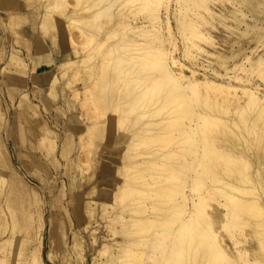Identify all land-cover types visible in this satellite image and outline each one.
Segmentation results:
<instances>
[{"label": "bare ground", "instance_id": "6f19581e", "mask_svg": "<svg viewBox=\"0 0 264 264\" xmlns=\"http://www.w3.org/2000/svg\"><path fill=\"white\" fill-rule=\"evenodd\" d=\"M169 1L73 0L68 10L66 7L68 8L69 5L65 7L67 3L65 0H50L46 4L42 1L44 3L41 9L48 11V16L44 15L46 17L50 18L49 12H53L51 5L54 4L55 10L60 12L59 15L62 14V18L68 24L71 20L85 18V22L81 23L80 20L78 23L81 25L80 29H75H78L83 37V44L87 45L96 40L93 46H98V50L103 43V45L107 44L108 41L105 39L110 40L116 36L112 29L122 26L123 30L129 29L132 33L131 36L130 32L127 34L130 36L128 38L126 36L127 39L124 37L123 40L121 37L123 41L117 39L118 42L117 40H114V43L109 42L107 48L104 51L101 49V52H95L98 51L97 47L90 44L93 51L86 48L88 54L85 52L80 55L79 51L86 46L83 45L82 48L74 50V57L78 60L75 61L70 53H66L59 63L60 67L69 68L73 65L76 67L77 62L82 61L79 64H83L87 56L94 54L97 61L102 64H93L94 66L84 75L91 76L88 77L90 79L94 76L97 80L92 82L90 88L84 83L85 91L75 90L72 95L75 98L80 94L85 97L87 91L92 89L91 101L96 109L100 107L97 109L100 113L117 103L119 109L121 108L119 111L121 116L119 117L120 114L117 113L119 117L117 121L121 124L124 118L129 123L128 131L123 137H119L115 134L116 119L112 117L102 119L99 113L101 120H98V115L96 118L94 115L93 119H96V121L92 119L94 124L91 127L84 125L85 129L81 134V136L87 135L93 141L94 156L100 157V149L105 138V143L109 141V145L116 146L117 154L120 155L115 158L118 160L117 174L121 176V181L115 183L104 180L111 191V195L108 194V197L112 198L110 204L117 208L119 206L113 199L120 198L122 201L121 210L116 211L110 219V221H119L121 229L117 232L121 233L122 242L115 244L116 253L111 250L112 244L102 246V251L107 252L106 260L102 262L104 264H264V87L257 84L253 78L251 80V76L255 75L264 84V20H261L264 16V0H226L232 8L226 6L221 8L229 12L237 30L235 32L228 30L229 26L224 25L229 34L225 35L227 37L222 42L229 45L230 49L227 55H221L218 61V65L223 68V76L228 79L223 81L222 79L225 78L223 77L221 82L206 75L200 76L194 70H190L188 75L183 72L182 63L174 55L178 47L172 37L169 19L165 17L163 22L158 15L159 5L164 3L165 7L162 6L167 12ZM206 1H174L176 9L172 15L176 29L182 32L180 39L185 44V50L194 48L198 51L201 48L195 39L200 41L209 39V35L202 33L193 19L186 18L191 5L200 7ZM128 3L131 5L134 3L136 8L131 10L132 8L128 7L131 11H128L129 9L124 11L126 9L124 6H128ZM40 5L41 1L37 7L34 6L35 9L31 4H25L21 9L27 13V17H31L33 12L41 11ZM123 12L129 14L125 13L126 16L123 18ZM27 17L25 20L28 19ZM18 18V12L10 14L12 22H17ZM87 18L90 20L87 21ZM225 19L228 18L224 17L221 20ZM163 23L166 35L160 32V25ZM223 24L221 23V26ZM241 25L243 28L240 27ZM29 26L32 30L31 24ZM165 42L169 43L172 50L164 46ZM234 44L237 49L233 48ZM253 44L254 48L251 49V53L254 51L251 55L253 57L248 54L247 56L244 45ZM260 46L263 48L262 53L257 52ZM239 54L249 62V68L234 64L237 60L233 66L228 65V60L236 59ZM128 61H133L135 64L137 62L139 65L136 64L137 67H134L133 63L129 62L132 66L128 63L129 68H125L122 63ZM79 64L77 67L81 66ZM38 66L37 64L36 68ZM107 66L115 73L109 75L106 72L101 77ZM236 69L247 74L246 78L242 77V74L230 75V71ZM151 71L155 73L149 75L148 72ZM72 72L74 71L70 73ZM215 74L222 76L217 72ZM127 76L132 81L128 80ZM123 78L132 83L131 90L129 83L127 84ZM119 79L125 81L124 88L126 84L129 91H126V94L122 91L124 95L117 92L119 96H113L111 90ZM229 80H235L237 84ZM56 81L57 79H54L53 83L51 82V94L54 98L57 97V90L54 89ZM212 126L217 128L214 130ZM50 130L46 129V133L50 134ZM82 137L79 141H82ZM68 147L69 145L63 146L62 152L64 153ZM108 154L115 153L110 150ZM98 157H94L96 164ZM72 163L74 167L75 164L78 165V161L76 163L73 160ZM106 173L108 174L107 171ZM106 173L104 172V175ZM93 186L96 185H91L84 191V199H87L84 206L89 213L88 219L89 217L91 219L92 215L95 216L94 221L99 225L98 219H103L101 212L109 202L106 198L107 194L101 199L96 196L93 198L96 193ZM89 197L93 198L91 200L96 204L95 209L90 208ZM210 201H214L216 205L210 204ZM227 230L228 240L223 234ZM91 234L95 239L97 238L96 229ZM73 237L74 245L81 255L80 243L76 236ZM228 241L231 242L230 245L226 244ZM78 253L76 252V255ZM28 254L27 264H42L39 245L33 247ZM3 262L0 259V264Z\"/></svg>", "mask_w": 264, "mask_h": 264}, {"label": "rangeland", "instance_id": "374dc122", "mask_svg": "<svg viewBox=\"0 0 264 264\" xmlns=\"http://www.w3.org/2000/svg\"><path fill=\"white\" fill-rule=\"evenodd\" d=\"M13 1L15 2V0ZM40 1L41 5L39 6V10L41 11H38L37 13L33 12L31 17H27L28 19L25 21L23 15L26 14L27 16V13L21 9L22 6L25 4H31L34 8L35 5L36 7L39 5ZM42 1L46 4L47 1L49 2L50 0L21 1L18 5L19 8L14 7V10L18 12V14L20 13L19 15H21L22 18H18V21L14 23L9 21L8 10L0 9V259L5 262L1 264H27L26 259L29 258L28 253H30V250H32L33 247L38 245L42 264H104L107 252L104 253L102 251V246L112 244L111 250L113 253H116L117 248L115 244L122 242V235L120 232H117V230L119 231V229H121L119 221H110L115 212L121 210L120 207L122 201L120 198L113 199L115 204H118L119 206L117 208L110 204L112 198L111 196L110 198L108 196L111 195V191L106 183V181H113L115 183L121 181V176L117 174L116 164V161L118 162L116 158L120 155L117 154L116 146L109 145V141L105 143V138L104 144L100 149V157H98L99 155L94 156L93 141H91L90 137H87V135H82V137L81 134L85 129L84 125H90L91 127L94 124L93 120L96 121L95 118L97 115L98 120H101L99 119L100 110H97L100 107L96 109V107H94L95 105L93 106L91 101L92 97H90V91H92V89L87 91L88 93H86L85 97L80 94L75 98L74 95H72L75 90L85 91V85L90 88L92 82L97 80L94 79V76H92L91 79L88 78L91 76L86 77L84 73H86V71L88 72L94 65H98L100 62L99 60L97 61L94 54H91L90 56H87V62L84 61L85 59L83 60V64H79L82 61L77 62L81 65L78 66L79 68L77 67L78 64H76L77 68L73 65V69L72 67L68 68L67 66H62V68L58 64L57 66H53L46 70L44 79H37V76L34 73L36 63L45 61L48 54L57 57V61L60 62L62 61L63 55L66 53H70L74 60H78V58L74 57V52L78 50L79 47L82 48L83 45H86L82 43L83 37L80 35L79 31H77L81 27V25L78 24L79 21L81 20L80 22L83 23L86 19L84 18V20L82 17L76 19V21L71 20L69 25L66 23V20L62 18V14L59 15L60 12L55 10L56 8L53 6L54 4L51 3L53 4L51 6L54 7V10L56 11L55 12L53 8L49 6L53 11L51 13L49 12L50 18L53 17L51 18V20L53 19L52 22L49 17H46L48 16V11L43 8L41 9V6L44 3ZM65 1H67L65 7L69 5L68 8L66 7L68 10L71 7L73 0ZM174 1L175 0H170L167 3V12H165L163 8L164 3L159 5L158 15L161 20L163 19V22L165 21V17H168L169 19L172 37L175 39L178 47L174 55H176L182 63L183 72L188 75L190 74V70H194L200 76L206 75L211 79H216L218 82H221L222 80L227 81L228 79L223 76V68L218 65V61H220L221 55H227V51L230 49L229 45H225V43L222 42L227 37L225 35L229 34L228 30L234 32L237 31L234 27L235 22H233L232 18L229 16V12L227 13L226 9V11L221 9L225 6L226 8H232L230 3L226 0H207L204 2L205 5L203 4L204 6L201 5L198 7L191 5V7H189L190 11H188L186 18L188 17L189 20L190 18L193 19L199 26V30L205 35H209V39H211L200 41V39L197 40L193 38L201 48L197 51L194 48L185 50V44L182 39H180L182 38V32L180 33V31L176 29V22L172 15L176 9V3ZM128 4V6H124L126 7V9L124 8V11L129 8H132L131 10L136 8L134 3L132 5L131 3ZM205 8L210 11H206ZM131 10L129 9L128 11ZM42 12L44 13L43 15ZM125 13L127 15L129 14V12H123L122 17L126 16ZM112 16L114 17L115 15ZM220 17L221 19L224 17L228 19L223 21ZM263 18L264 16L261 17V20H264ZM60 19H62V21ZM88 19L90 20V18H87V21H89ZM46 20L49 26L46 23ZM44 21L46 25L44 24ZM39 23H43L42 25L44 26L42 27ZM221 23H224L223 26H221ZM30 24L33 28L32 30L29 26ZM224 25L229 26L230 29L225 30L226 28ZM120 27L112 29L116 36L113 37V34L111 36L113 39H105L108 41H106V46L103 45V43L102 47L99 46L98 50V46L95 45L97 48L93 46V43L96 42L95 40L91 43H87L88 46H84L85 48H82V51H79L81 52L79 54H84L89 48L91 49H89L90 51H93V47L98 50L95 52H101L107 48V45H109L111 41L113 43L114 40L116 41L117 39L123 41V38H126L131 30H123L124 28L122 26ZM160 27L162 35H166L164 23L160 25ZM240 27L243 28V25ZM188 31H190V29ZM123 32L126 33L123 34ZM129 34L130 36L132 35L131 32ZM130 36L128 35L127 38ZM99 39L98 41L101 40ZM165 43L164 46L166 48L168 47V50H172L169 43ZM142 44L145 43L142 42ZM233 46L234 49H237L235 44ZM246 46L247 45H244L246 48L245 54L253 57L251 55L254 54V51L251 53V49L252 47L254 48V44ZM143 47L145 48V45H143ZM262 50L263 48L260 46L257 49V52L259 51L262 53ZM86 54H88V52H86ZM91 56H93L96 61ZM241 56L242 54L236 56L237 58L239 57L240 60L237 58H234L231 61L228 60V65H230V67L231 65L233 66V63L237 60L234 64L241 65L246 69L249 68V62L244 60V58H242L243 56ZM129 62L131 64L133 63L132 65H134V67L139 65V63L137 64L136 62V65L133 61L123 62L122 64L125 68H129V66H132ZM108 66L104 73L101 74V77H103L106 72L108 74L115 73L111 68H108ZM70 68L72 70H70ZM76 69L78 71H76ZM239 70L240 69L231 70L232 72L230 71V75L239 74V76H241L242 74V77L246 78L247 74L245 75L242 70H240L241 72H239ZM71 71L74 72L70 73ZM63 72H65V74L62 75L61 73ZM216 72L220 75L222 74V76H216ZM76 73L77 75L74 76ZM148 73L150 75L155 72L151 71ZM52 76L59 81L58 84L56 81L57 97L55 99L49 95L47 90ZM129 77L132 78L130 75ZM129 77L127 76V79ZM247 77H249V75ZM252 78L257 84L264 87L260 78L255 75L251 76V80ZM123 79L125 80V78ZM124 80L120 81L119 79L116 84L114 83L117 90H115L116 88L113 86V89L111 90L113 91L111 92L113 96H117L120 93L124 95L123 92L126 94L129 91V88H127L128 86L130 87V90L133 88V85L131 87L132 83H129L132 79H128L130 80L129 82L125 80L127 81V84L129 83L128 86L125 84V88ZM229 81H232L233 84H237L235 83L237 82L235 80ZM96 89L95 92L97 91ZM25 96L26 98H23ZM25 100L28 101L25 102ZM21 101L23 102L22 104ZM116 104H113L112 108L107 107L102 110L100 118L111 119L110 117H112L115 118L116 121L119 120V117L121 116L119 111H121V108L119 109L117 106L118 104ZM115 112L116 114H114ZM117 113L120 114L119 117ZM94 115L95 118L93 119ZM122 120L123 122L121 121V124L119 123L120 121H117V126L115 125V134L119 137H123L124 133H126L129 128L128 121H126V119L124 120V118ZM71 125L72 129L69 127ZM42 126L51 129V133H46V129L42 128ZM211 128L215 130L217 126H212ZM45 137H48L49 139ZM80 137H82V141H79ZM66 142L69 143V147L66 148L63 153L62 149L63 146L66 145ZM150 145L151 144L149 143L148 146ZM110 150L114 151L115 154H108V151L110 152ZM93 156L98 157L97 164L95 163L96 158ZM73 160L76 163L78 161V165L75 164V167L72 165L74 164L72 163ZM104 172L106 173L105 175ZM91 174L93 175L90 178ZM94 184L96 186H93V189L96 193L92 197L94 198L96 196L101 199L107 194L106 198L109 202L105 206V209H103L104 211L101 212L103 213V219H98L99 225H96L94 221L95 216L92 215L91 219L90 217L88 219L89 213L84 206V202L87 200L84 199V191ZM92 197H89V199L91 200ZM90 203V208L93 207L95 209L96 204L94 201L91 200ZM210 204L214 205L215 202L210 201ZM84 226H86V228ZM112 228L114 229L112 230ZM94 229H96L98 234L96 239L94 235L91 234ZM114 230L117 233H115ZM223 234L226 240H228V230L227 232L224 231ZM73 236H76L80 243L79 248H82L80 251L81 255L78 253L79 249L74 245L75 241ZM37 241H39V243ZM226 244L230 245L231 242L228 241ZM1 247L3 249H1ZM99 250L101 251L99 252ZM76 252L78 255H76ZM47 254L49 256H46Z\"/></svg>", "mask_w": 264, "mask_h": 264}, {"label": "crops", "instance_id": "0c3cea01", "mask_svg": "<svg viewBox=\"0 0 264 264\" xmlns=\"http://www.w3.org/2000/svg\"><path fill=\"white\" fill-rule=\"evenodd\" d=\"M24 2V0H17V2H16V0H15V2L13 1V0H0V9H6V10H8V18H9V21L11 22V23H14V22H12L11 20H10V14L11 13H13V12H15V10H14V7H17V8H19L18 7V5H19V3L20 2ZM13 11V12H12ZM19 15V14H18ZM22 18V16L21 15H19V18ZM27 16H26V14L25 15H23V19L25 20V18H26ZM26 21V20H25ZM58 59H57V57H54V56H52V55H50V54H48L47 55V59L45 60V61H43V62H37L36 63V65L38 64L39 66L36 68L35 67V69H34V73L36 74V76H37V79H44L45 78V73H46V70H48V69H50V68H52L53 66H57L59 63H60V61H57ZM58 62V63H57ZM43 71V72H42ZM54 76H52V79H50V82H49V86L47 87V90H48V93H49V95L53 98V99H55L53 96H52V94H51V88H52V83H53V81H54V78H53ZM52 82V83H51ZM56 85V84H55ZM54 85V89H55V91L57 90V85L55 86ZM57 93V92H56ZM70 127V126H69ZM42 128H45L44 126H42ZM71 128V127H70ZM45 129H47V128H45ZM70 142V141H69ZM66 145H69V143L67 142V144Z\"/></svg>", "mask_w": 264, "mask_h": 264}]
</instances>
